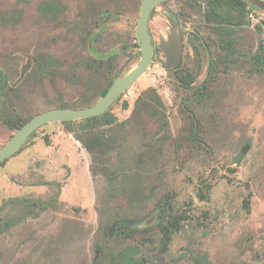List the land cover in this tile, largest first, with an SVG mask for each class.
<instances>
[{"label": "rangeland", "instance_id": "1", "mask_svg": "<svg viewBox=\"0 0 264 264\" xmlns=\"http://www.w3.org/2000/svg\"><path fill=\"white\" fill-rule=\"evenodd\" d=\"M141 1L0 0V69L7 74V90L12 88L0 102V148L16 132L4 124V111L25 122L63 105L82 108L101 98L110 78L138 63ZM168 15L178 19L185 35L180 66L173 69L162 66L159 48L170 32ZM250 18L239 44L256 53L264 46V29L255 27L264 11L255 9ZM202 20L200 7L189 0H168L152 11L155 60L112 105L118 123L128 124L111 127L115 143L103 160H94L61 122H52L0 164V264H86L114 218L147 214L167 194L176 197V211L191 215L173 237L178 247L191 243L205 255V264H264V74L219 63L209 93L200 98L195 91L219 52L209 46L213 39L205 26L199 27L203 38H195L193 29ZM191 38L207 47L200 57ZM95 54L111 59L110 69L94 74L87 59ZM48 56L55 62L43 72L37 58ZM189 73L193 82L182 83L180 76ZM148 88L161 98L156 116L138 101ZM204 182L211 187L202 200ZM22 193L50 203L5 201ZM14 217L17 225L3 229ZM139 238L109 239L104 262L120 256L124 247L125 256L136 255Z\"/></svg>", "mask_w": 264, "mask_h": 264}, {"label": "trees", "instance_id": "2", "mask_svg": "<svg viewBox=\"0 0 264 264\" xmlns=\"http://www.w3.org/2000/svg\"><path fill=\"white\" fill-rule=\"evenodd\" d=\"M189 3L193 8L200 7V12L202 11L203 20L202 22H198V25L195 28L198 31L200 30V26L208 28L211 33L210 39H213L212 46L210 44L209 46L211 48L215 46V48H218L219 51L212 67L207 69V77L195 91L198 93L200 98L205 97L206 94L209 93V82L215 79V75L219 72L216 70L219 63L226 67L233 64L241 67L247 66L248 70L252 73L264 74V46L260 47V51L256 53H246L239 44V32L252 25L250 14L255 10L254 7L249 6L246 0H189ZM263 24L264 20L261 23L256 24L255 27L262 31L264 29ZM194 36L195 38L200 39L195 33ZM199 43H196L195 40L191 38L190 44L197 56L200 57L202 48L207 47L203 44V42ZM136 45L138 46L139 44L137 43ZM139 53L141 54L140 51ZM111 62L112 60L110 59L107 64V68L109 69ZM117 76L119 75H116V77ZM114 80L115 79L112 78L108 80L107 86L100 91L101 97L106 94ZM180 80L182 83L193 82L192 74L189 73L187 75L180 76ZM188 85L189 84H187V86ZM160 99L161 98L154 88H148L140 95L138 101L142 102L143 109L148 114L156 116V108L160 103ZM117 100H119V98ZM93 103L94 102L91 100H87V102L84 103V107H88ZM61 107L67 108L71 106L63 105ZM25 122L12 115H6L4 117V123L13 130H18ZM61 123L65 126L67 131L73 134L76 140L80 141L84 145L88 152L92 154L94 160L98 158H102L103 160L109 155L115 143V138H113V134L111 133V127L114 128L118 125L126 126L128 124V120L118 123L117 116L110 108L107 112L98 116ZM204 185L211 187V184H207L206 182H204ZM207 193V191H203L202 196L204 199L207 197ZM249 203L250 200L248 198L245 200V206L249 207Z\"/></svg>", "mask_w": 264, "mask_h": 264}, {"label": "flooded vegetation", "instance_id": "3", "mask_svg": "<svg viewBox=\"0 0 264 264\" xmlns=\"http://www.w3.org/2000/svg\"><path fill=\"white\" fill-rule=\"evenodd\" d=\"M48 6L49 4L44 5L43 13L47 12ZM194 33L197 34L199 38L201 39L203 38L200 30L198 31L196 28H194L193 34ZM88 36L91 38V31H89ZM152 42L154 46V58H155L156 48L154 45L153 36H152ZM184 42H185V35H184ZM95 56L96 57L94 58L90 57L89 59H87V65L90 66L94 74H97L103 72V70L107 68V64L109 60L105 59L103 55L95 54ZM48 57L49 58L46 59L45 61L44 60L42 61V58H37V63L40 64V70H42L43 72L49 69L51 65H53V63L55 62L52 58H50L51 56ZM212 64L213 62L210 59L207 69L211 68ZM8 83L9 80L7 74L0 69V102H2L3 94L5 96H9L11 94L12 91L11 86H9V91L7 90L9 85ZM96 102H94L93 104H95ZM57 108H63V107H57ZM67 108H73V107H67ZM6 115H12V114H9L4 111L2 114L3 122H4V117ZM12 116H14L17 119H20L14 114ZM31 118H29L28 120H30ZM18 130H16V132ZM6 161H3L4 163L1 162L0 164L4 165ZM206 188L210 189V187L203 185V187L199 190L198 195L202 200L204 199L202 196L203 191L204 190L206 191ZM25 194L22 193V194H17L13 197L11 196L9 197L8 200L5 201H9L11 205L30 204L33 206L39 205L43 207H45L47 204L50 203V201L47 202L41 199H32L26 197ZM73 197H75L74 193L71 194V198ZM146 198L147 196H143V198L140 199L141 203L146 201ZM175 198L176 197L174 196V194L172 195L167 194L163 199L161 198L154 204V208L150 212L141 215L140 217H137L135 219L129 216H121L118 218H114V220H112L111 223L109 224V228L107 227V232L105 233L101 241L96 245L97 250L95 253V257L93 258L90 256L86 264H105V263L106 264H205L206 262L205 255L203 253H198L192 250L191 243H186L185 247L183 245H180L178 247V245H176L173 242V237L179 232H181L182 229L187 225V222H189L191 219V215L189 214L188 210L176 211L174 209ZM56 199L57 198L55 197L53 201H56ZM17 223H18L17 217H14L12 221L8 220V222H6L3 225V229H9L13 225H17ZM84 228H85V241L86 243L90 244L89 247L91 248V232H89L87 224H84ZM136 234H140L139 243H138L139 251L137 253L138 255L136 254L134 256L132 255L125 256L126 254L125 249L127 248L124 247L121 250L122 253L121 255H123V256L120 255L121 258L116 254H112L110 256L111 258L108 260V263L104 262L106 261V259L103 258V253H104L103 250L104 247L106 248L108 247L107 244L109 239L115 237H124L127 239H133L135 238ZM115 235H119V236H115ZM144 245H146V249H144Z\"/></svg>", "mask_w": 264, "mask_h": 264}, {"label": "water", "instance_id": "4", "mask_svg": "<svg viewBox=\"0 0 264 264\" xmlns=\"http://www.w3.org/2000/svg\"><path fill=\"white\" fill-rule=\"evenodd\" d=\"M166 1L168 0L141 1L140 16L136 28L141 56L138 63L131 70L118 76L106 94L91 106L84 108H54L33 116L0 148V163L15 156L31 134L45 124L86 119L107 112L116 100L133 86L154 63V46L149 29V19L152 11ZM246 2L249 6L264 11V0H246ZM167 19L170 23V32L167 38L160 41L159 48L165 55L162 66L165 69H173L180 63L185 49V42L183 27L178 19L172 15H168Z\"/></svg>", "mask_w": 264, "mask_h": 264}]
</instances>
